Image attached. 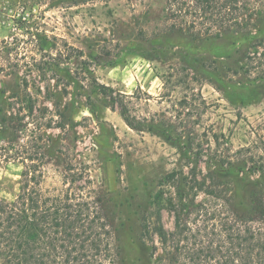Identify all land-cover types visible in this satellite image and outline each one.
Returning <instances> with one entry per match:
<instances>
[{
    "label": "rangeland",
    "instance_id": "rangeland-1",
    "mask_svg": "<svg viewBox=\"0 0 264 264\" xmlns=\"http://www.w3.org/2000/svg\"><path fill=\"white\" fill-rule=\"evenodd\" d=\"M192 19L172 12L168 0H0V78L26 77L35 94L38 87L54 90L58 79L64 80L59 88L73 81L63 102L74 106V126L67 132L48 129L63 139L66 156L60 165L49 159L41 186L63 190L64 166L70 159L85 167L95 188L110 198L124 256L131 261L137 257L141 223L154 207L156 193H162L165 227L175 228L170 201L178 196L179 180L190 175V168L182 167L178 151L162 138L129 127L97 93L96 82L129 94L126 101L138 117L171 118L185 134L199 139L203 159L217 156L226 161L253 153L264 161V90L241 99L257 84L253 80L261 68L252 66V72L244 73L227 35L216 39L187 30L167 32L172 23L187 27ZM197 27L207 31L201 23ZM251 30L257 32V27ZM160 44L170 46L167 60H149L138 53ZM257 49L254 53L250 44L251 55L264 62V44ZM184 58L206 63L209 74L192 70L199 77L186 76L181 69ZM40 99L52 108L51 102ZM205 165L201 162L204 172ZM22 170L19 162L0 163L1 197L13 199L19 193ZM185 190L188 201L195 193L198 202L207 199L190 184Z\"/></svg>",
    "mask_w": 264,
    "mask_h": 264
},
{
    "label": "trees",
    "instance_id": "trees-1",
    "mask_svg": "<svg viewBox=\"0 0 264 264\" xmlns=\"http://www.w3.org/2000/svg\"><path fill=\"white\" fill-rule=\"evenodd\" d=\"M168 2L172 12L193 18L188 26L184 24L187 27L172 23L168 33L187 30L216 39L227 35L236 46L238 62L243 61L244 73L252 72L254 66L262 70L253 80L255 87L247 89L241 99H251L258 88L264 90V62L250 51V44L255 45L254 53L264 44V0ZM199 23L207 31L197 27ZM251 27H257V32ZM168 48L153 45L138 53L149 60H167ZM182 64L188 77H199L192 70L209 74L206 63L184 58ZM173 75L164 78L165 86ZM61 80L54 90L38 87L35 94L26 77L0 78V163L23 165L19 193L13 199L0 196V264H264V161L256 160L253 153L226 161L217 156L203 159L199 139L185 134L165 115L142 118L132 114L126 101L129 94L106 84L96 82L93 87L107 99V106L118 110L132 129L162 138L178 151L182 167L190 168V175L179 180L178 196L170 201L175 228L165 227L162 193H156L154 207L145 212L141 223L137 257L131 261L124 256L110 198L95 188L85 167L70 159L64 166V189L44 190L46 163L49 159L60 162L66 156L63 139L51 136L48 129L67 132L75 124L74 106L63 102L69 94L67 85L73 81L59 88ZM201 162L206 163L205 172ZM187 184L203 191L207 201L198 202V193L188 201Z\"/></svg>",
    "mask_w": 264,
    "mask_h": 264
}]
</instances>
